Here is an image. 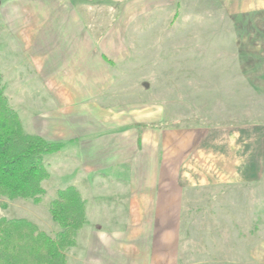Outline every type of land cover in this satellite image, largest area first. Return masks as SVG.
Wrapping results in <instances>:
<instances>
[{
    "label": "rangeland",
    "instance_id": "374dc122",
    "mask_svg": "<svg viewBox=\"0 0 264 264\" xmlns=\"http://www.w3.org/2000/svg\"><path fill=\"white\" fill-rule=\"evenodd\" d=\"M25 1L0 0L4 93L6 15L16 14L6 5ZM74 2L80 11H61L54 31L84 33L73 21L82 15L89 33L120 36V51L110 43L106 56L119 68L120 102L156 114L160 125L207 133L195 151L197 183L182 190L174 264H264V0ZM68 154L44 155L52 178L43 181L40 201L0 197V217H23L55 235L49 202L70 178L53 172ZM86 201L87 220L66 264H115L102 256L120 244V198Z\"/></svg>",
    "mask_w": 264,
    "mask_h": 264
},
{
    "label": "crops",
    "instance_id": "0c3cea01",
    "mask_svg": "<svg viewBox=\"0 0 264 264\" xmlns=\"http://www.w3.org/2000/svg\"><path fill=\"white\" fill-rule=\"evenodd\" d=\"M37 1L6 5L16 13L6 15L11 33L4 36L8 104L25 131L63 142L56 152L68 151L69 159L53 177L69 176L86 218V198H120V244L105 261L174 264L180 198L197 183L191 172L206 131L160 125L156 114L120 102L119 68L106 57L110 43L120 51V36L89 33L81 14L74 29L84 33L57 34L60 12L79 6Z\"/></svg>",
    "mask_w": 264,
    "mask_h": 264
},
{
    "label": "trees",
    "instance_id": "16d2710c",
    "mask_svg": "<svg viewBox=\"0 0 264 264\" xmlns=\"http://www.w3.org/2000/svg\"><path fill=\"white\" fill-rule=\"evenodd\" d=\"M63 145L25 131L0 85V197L39 202L49 177L44 155ZM48 210L58 227L55 235L23 217H0V264H66L65 252L86 223L85 202L74 186H66L57 190Z\"/></svg>",
    "mask_w": 264,
    "mask_h": 264
}]
</instances>
